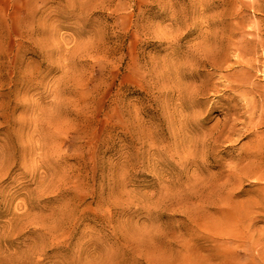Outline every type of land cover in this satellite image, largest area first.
<instances>
[{"label":"rangeland","instance_id":"1","mask_svg":"<svg viewBox=\"0 0 264 264\" xmlns=\"http://www.w3.org/2000/svg\"><path fill=\"white\" fill-rule=\"evenodd\" d=\"M0 264H264V0H0Z\"/></svg>","mask_w":264,"mask_h":264}]
</instances>
